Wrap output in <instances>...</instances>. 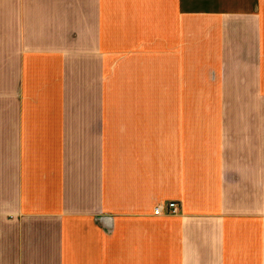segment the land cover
Returning a JSON list of instances; mask_svg holds the SVG:
<instances>
[{"label": "crops", "instance_id": "obj_1", "mask_svg": "<svg viewBox=\"0 0 264 264\" xmlns=\"http://www.w3.org/2000/svg\"><path fill=\"white\" fill-rule=\"evenodd\" d=\"M0 264H264V0H0Z\"/></svg>", "mask_w": 264, "mask_h": 264}, {"label": "built area", "instance_id": "obj_2", "mask_svg": "<svg viewBox=\"0 0 264 264\" xmlns=\"http://www.w3.org/2000/svg\"><path fill=\"white\" fill-rule=\"evenodd\" d=\"M167 213H175L178 210V203L175 200H170L166 202ZM163 206L157 205L154 208V214H160L162 212Z\"/></svg>", "mask_w": 264, "mask_h": 264}]
</instances>
